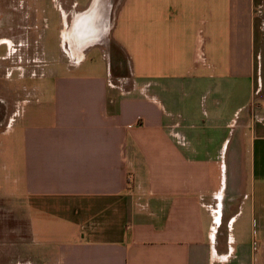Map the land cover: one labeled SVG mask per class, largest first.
Wrapping results in <instances>:
<instances>
[{"label":"crops","instance_id":"obj_1","mask_svg":"<svg viewBox=\"0 0 264 264\" xmlns=\"http://www.w3.org/2000/svg\"><path fill=\"white\" fill-rule=\"evenodd\" d=\"M21 11L17 26L35 28L20 41L0 31L1 59L41 47L49 64L0 117V228L15 229L0 264H257L256 246H235L236 214L226 217L241 200L227 165L250 155L264 212V122L249 114L264 0H72L56 29L70 31L74 58L84 53L74 68L56 62L59 41L32 38L38 25Z\"/></svg>","mask_w":264,"mask_h":264},{"label":"rangeland","instance_id":"obj_2","mask_svg":"<svg viewBox=\"0 0 264 264\" xmlns=\"http://www.w3.org/2000/svg\"><path fill=\"white\" fill-rule=\"evenodd\" d=\"M5 1V2H4ZM11 1V2H10ZM72 0H0V31L8 32L9 35L13 34L14 29L16 28V35L18 41H20L21 38L25 37L30 33V30L35 28V24L32 22L31 24H20V26H17V23L20 21V19H25L27 16V13L22 10V8L25 6L26 11L28 14L31 15V20H35L39 30L38 31H32V38H38V32H42L44 34V39H46L45 43H50L51 45L56 46L59 41V50H60V56L56 59V62H64L69 67L74 68L77 66L76 58H74L73 53L70 51V45H66L63 38H59L58 30L56 27H61L60 21H61V14H62V7H65L68 3L70 4ZM81 2H84L85 0H79ZM4 2V3H3ZM16 4L17 8L11 4ZM45 19L47 20L48 25L50 26L48 29L42 28L43 25H45ZM14 37V36H13ZM40 40V39H39ZM48 41V42H47ZM39 42V41H38ZM42 42V43H41ZM39 43L40 46L44 45L43 41L41 40ZM25 43V42H24ZM27 44V42L25 43ZM42 44V45H41ZM18 48V46H17ZM29 49V48H28ZM6 48L4 46L0 47V54H2V57L7 56L3 55ZM78 51V50H76ZM93 51H99L97 49H94ZM38 57L29 55L24 48L22 47L17 49V54L15 57L7 59L4 61L0 57V99L5 100V110L6 111H0V117H4L8 120L12 109H13V103L19 99L20 95H18V92L20 93L22 87L25 86V84H34L37 80L41 79L42 72L47 68L49 62L44 58L43 56V50L40 47L38 50ZM1 56V55H0ZM102 52H100V55L98 57H94L92 54L88 57V63L94 64V62L101 63L99 58L102 57ZM94 57V58H93ZM82 62V61H81ZM104 66L106 65L103 64ZM103 67V66H101ZM5 71V72H4ZM255 74H253V78L255 81L254 88L257 89L256 94L253 93L252 100L254 101L253 105L249 107V114L253 113L255 116L260 117L262 121L264 122V105L260 107L257 103H261L262 98H264V73L261 75L257 68L255 70ZM5 73V75H3ZM261 77V79H260ZM4 78V79H3ZM263 80V84H262ZM24 90H22V96H23ZM264 104V103H263ZM10 105V106H7ZM8 110V111H7ZM245 113H242V117L244 118ZM262 116V117H261ZM249 133V130L245 131ZM246 133V136L241 139L243 148L249 149L250 147V137L249 134ZM231 144L229 148V164L231 160V153L232 150L235 148V142L236 138L231 137ZM247 165H237L238 171L234 169L235 165H227L228 171H227V183H228V189L233 188L234 185L238 186L241 200L238 201H230L229 204L227 203L226 208V217L233 216L236 214V220L233 221V232L236 235L237 242L235 244L236 247H239L241 243L245 244L246 246H251L253 249L256 246L257 250L255 252L256 255V262L257 264H264V243L261 242V240L258 238L259 230L261 229V216L260 214L264 213L263 210H261L256 204V207H254V185L256 182L257 172L255 175L254 172V165H249V154H247ZM257 168L259 169V165H257ZM234 172L236 173V176H234ZM255 178V180H254ZM258 179V178H257ZM259 180V179H258ZM262 182V181H261ZM263 184V183H262ZM259 190H257L258 194ZM244 195H249L250 198L247 199V197H244ZM259 195H257V201H259ZM262 198V197H261ZM229 205V206H228ZM11 227V226H10ZM14 227L12 229H2L0 228V241L4 239L5 237H9L11 239H14L13 236L14 233ZM224 230L225 234L229 233V227L226 224L224 225V219L223 223L220 228L217 230V236L223 237L221 232ZM226 230V231H225ZM7 233V234H6ZM5 236V237H4ZM33 235L29 236V243L30 244H38L34 243L32 240ZM226 238V236H224ZM40 240V239H39ZM253 257V254H252ZM254 259V257H253ZM23 262H20L21 264H35L30 262H27V260H22ZM29 261V260H28ZM6 264H20L19 259L15 256H11L10 259L8 258V261L5 262Z\"/></svg>","mask_w":264,"mask_h":264},{"label":"bare ground","instance_id":"obj_3","mask_svg":"<svg viewBox=\"0 0 264 264\" xmlns=\"http://www.w3.org/2000/svg\"><path fill=\"white\" fill-rule=\"evenodd\" d=\"M79 17V16H78ZM72 30V29H71ZM63 38H64V40L66 41V40H68L69 42H70V44H71V48H72V50L74 51V49H75V47H76V44H75V42H73L74 40H72L71 39V36H70V31H65L64 32V35H63ZM73 51H71L72 53H74ZM78 55L76 58H77V60H80L84 55V53H82V52H75V55Z\"/></svg>","mask_w":264,"mask_h":264},{"label":"built area","instance_id":"obj_4","mask_svg":"<svg viewBox=\"0 0 264 264\" xmlns=\"http://www.w3.org/2000/svg\"><path fill=\"white\" fill-rule=\"evenodd\" d=\"M84 57L81 58V60H77L76 63L79 64L82 60H83Z\"/></svg>","mask_w":264,"mask_h":264}]
</instances>
